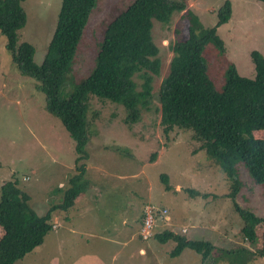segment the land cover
<instances>
[{"label": "rangeland", "instance_id": "rangeland-1", "mask_svg": "<svg viewBox=\"0 0 264 264\" xmlns=\"http://www.w3.org/2000/svg\"><path fill=\"white\" fill-rule=\"evenodd\" d=\"M130 1H97L78 45L75 77L90 72L104 22ZM224 1L187 0V8L209 27L216 23L217 9ZM229 1L231 16L217 27V34L224 41L226 59L241 75L253 77L250 51L264 54V3ZM60 4L61 0L22 2L26 21L18 30L19 42L34 46L37 64L44 58ZM182 14L173 13L168 24L153 20L152 37L159 48L160 68L153 76L151 104L142 110L139 122L128 127L121 106L91 99L88 118L92 125L86 146L90 156L85 170L89 185L68 210L53 212L52 229L43 242L15 264H201L200 255L189 248L171 257L174 242L160 243L153 238L155 232L164 229L208 240L224 250H254L261 245L264 186L254 183L243 164H238L243 187L235 198L226 196L233 182L198 148L190 132L175 127L166 135L159 125L157 92L169 71L171 44L187 33ZM4 43L0 33V185L17 180L19 188L29 195L31 207L41 215L60 203L67 179L75 172L74 141L59 118L46 111L38 82L18 71ZM205 56L209 74L220 89L224 66L215 58L214 50ZM134 78L139 85L140 79ZM251 136L262 146L264 159V130L252 131ZM154 151L155 159L150 161ZM163 173L171 186L168 190L160 180ZM234 200L263 219L253 243L241 233L243 221L234 209ZM150 205L166 209L168 218L156 216L153 234L144 239L141 227L145 208ZM114 253L119 255L117 260H112ZM214 257L218 260L204 264H264V256L252 253L229 259L217 251Z\"/></svg>", "mask_w": 264, "mask_h": 264}, {"label": "trees", "instance_id": "trees-1", "mask_svg": "<svg viewBox=\"0 0 264 264\" xmlns=\"http://www.w3.org/2000/svg\"><path fill=\"white\" fill-rule=\"evenodd\" d=\"M23 1L0 0V33L5 37L4 46L11 61L21 74L38 82L37 88L45 95L46 111L59 118L74 141L75 172L67 179L60 203L41 215L31 207L29 195L19 188L17 180L0 185V264H15L39 246L52 229L53 212L68 210L87 189L91 99L109 100L121 106L128 127L140 121L142 110L149 109L153 76L159 74L160 68L159 48L152 37L153 20L168 24L176 12H183L187 33L171 44L169 71L157 92L163 133L167 135L175 127L189 131L198 148L233 182L226 196L235 198L243 187L238 164H243L254 183L264 186L262 146L251 136L252 131L264 130V54L250 51L253 77L241 75L235 64L226 59V47L217 27L231 16L229 0L219 6L216 23L209 27L203 26L199 17L187 8V0H131L104 22L94 65L81 77L73 74L74 62L98 0H61L56 25L40 64L33 59L34 46L27 41L19 42L18 30L26 21ZM208 50H214L215 58L224 66L220 89L208 71L205 56ZM134 77L140 79L139 85ZM155 156L154 151L150 161ZM160 180L166 190L171 188L166 174H161ZM234 209L243 221L242 235L253 243L256 228L263 219L235 200ZM261 236L262 243L254 250L246 247L224 250L208 240L191 239L170 229L153 234L160 243L174 242L171 257L189 248L200 255L201 264L210 259L217 261L214 257L217 251L229 259L249 253L264 256V229Z\"/></svg>", "mask_w": 264, "mask_h": 264}, {"label": "built area", "instance_id": "built-area-1", "mask_svg": "<svg viewBox=\"0 0 264 264\" xmlns=\"http://www.w3.org/2000/svg\"><path fill=\"white\" fill-rule=\"evenodd\" d=\"M160 212L162 214H160ZM166 209L159 210L157 207L150 205L145 208L143 224L141 227V235L144 239L149 237L152 233L154 218L158 216L160 220L167 219L168 217L165 215ZM182 232H185L186 229L182 228Z\"/></svg>", "mask_w": 264, "mask_h": 264}, {"label": "crops", "instance_id": "crops-1", "mask_svg": "<svg viewBox=\"0 0 264 264\" xmlns=\"http://www.w3.org/2000/svg\"><path fill=\"white\" fill-rule=\"evenodd\" d=\"M138 228H139V226H138ZM136 231H137V230H136ZM101 237H102V236H101ZM102 238L106 239V237H102ZM107 241L109 242L110 239H108ZM117 257H119V255L114 253V255L112 256V260H113V259H114V260H117Z\"/></svg>", "mask_w": 264, "mask_h": 264}]
</instances>
